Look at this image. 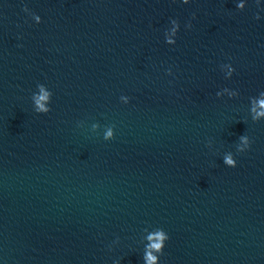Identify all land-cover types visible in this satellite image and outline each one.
<instances>
[{"label":"water","instance_id":"1","mask_svg":"<svg viewBox=\"0 0 264 264\" xmlns=\"http://www.w3.org/2000/svg\"><path fill=\"white\" fill-rule=\"evenodd\" d=\"M0 264H264V248L141 219L0 165Z\"/></svg>","mask_w":264,"mask_h":264}]
</instances>
